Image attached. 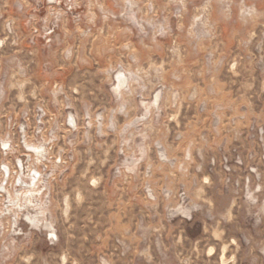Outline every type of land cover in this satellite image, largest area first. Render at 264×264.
<instances>
[{
	"label": "rangeland",
	"instance_id": "obj_1",
	"mask_svg": "<svg viewBox=\"0 0 264 264\" xmlns=\"http://www.w3.org/2000/svg\"><path fill=\"white\" fill-rule=\"evenodd\" d=\"M0 264H264V0H0Z\"/></svg>",
	"mask_w": 264,
	"mask_h": 264
},
{
	"label": "crops",
	"instance_id": "obj_2",
	"mask_svg": "<svg viewBox=\"0 0 264 264\" xmlns=\"http://www.w3.org/2000/svg\"><path fill=\"white\" fill-rule=\"evenodd\" d=\"M61 259L64 261L66 259L65 255H62Z\"/></svg>",
	"mask_w": 264,
	"mask_h": 264
},
{
	"label": "flooded vegetation",
	"instance_id": "obj_3",
	"mask_svg": "<svg viewBox=\"0 0 264 264\" xmlns=\"http://www.w3.org/2000/svg\"><path fill=\"white\" fill-rule=\"evenodd\" d=\"M33 183L35 182V179H33V181H32Z\"/></svg>",
	"mask_w": 264,
	"mask_h": 264
},
{
	"label": "bare ground",
	"instance_id": "obj_4",
	"mask_svg": "<svg viewBox=\"0 0 264 264\" xmlns=\"http://www.w3.org/2000/svg\"><path fill=\"white\" fill-rule=\"evenodd\" d=\"M58 2V1H57ZM46 226V225H45Z\"/></svg>",
	"mask_w": 264,
	"mask_h": 264
}]
</instances>
